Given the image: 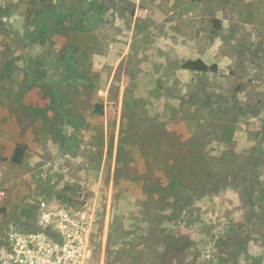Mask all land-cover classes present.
Listing matches in <instances>:
<instances>
[{
	"label": "rangeland",
	"instance_id": "1",
	"mask_svg": "<svg viewBox=\"0 0 264 264\" xmlns=\"http://www.w3.org/2000/svg\"><path fill=\"white\" fill-rule=\"evenodd\" d=\"M42 200L86 264H264V0H0V241Z\"/></svg>",
	"mask_w": 264,
	"mask_h": 264
},
{
	"label": "built area",
	"instance_id": "2",
	"mask_svg": "<svg viewBox=\"0 0 264 264\" xmlns=\"http://www.w3.org/2000/svg\"><path fill=\"white\" fill-rule=\"evenodd\" d=\"M33 215L8 229L0 264H86L94 222L87 205L42 200Z\"/></svg>",
	"mask_w": 264,
	"mask_h": 264
},
{
	"label": "trees",
	"instance_id": "3",
	"mask_svg": "<svg viewBox=\"0 0 264 264\" xmlns=\"http://www.w3.org/2000/svg\"><path fill=\"white\" fill-rule=\"evenodd\" d=\"M216 26L219 28L221 26L220 20L215 19L214 20ZM182 68L188 69L191 71H198V72H216L218 69L217 63H209L205 61L202 58H195V59H187L182 63ZM67 76H65V79L74 80V81H84L85 76L82 73H71L70 69L67 72ZM98 106V105H97ZM99 112H102L101 105H99ZM26 152V145L22 143H17L14 149V152L12 156L10 157V161L15 164L22 163L24 159V155Z\"/></svg>",
	"mask_w": 264,
	"mask_h": 264
}]
</instances>
